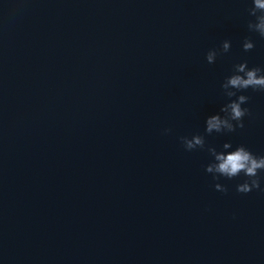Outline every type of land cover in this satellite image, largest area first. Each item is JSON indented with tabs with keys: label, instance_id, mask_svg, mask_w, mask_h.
<instances>
[{
	"label": "water",
	"instance_id": "95a60500",
	"mask_svg": "<svg viewBox=\"0 0 264 264\" xmlns=\"http://www.w3.org/2000/svg\"><path fill=\"white\" fill-rule=\"evenodd\" d=\"M249 6L0 0V264H264V173L238 193L243 174L213 180L179 141L228 102L234 64L264 68ZM240 94L244 128L206 145L264 155V92Z\"/></svg>",
	"mask_w": 264,
	"mask_h": 264
},
{
	"label": "clouds",
	"instance_id": "9594fccd",
	"mask_svg": "<svg viewBox=\"0 0 264 264\" xmlns=\"http://www.w3.org/2000/svg\"><path fill=\"white\" fill-rule=\"evenodd\" d=\"M249 7L246 11L249 17L247 30L255 33L261 39H264V0H248ZM230 41H222L219 48L210 49L205 60L208 64L215 63L218 56L228 53L230 50ZM255 47L249 37H245L242 42L244 52L251 51ZM222 95L228 98V102L222 105L219 113L212 114L205 119L204 135L193 134L179 137V141L185 151L205 150L212 157V160L205 165L206 173L212 174L213 180L224 177L232 180L243 174L246 179L244 182L236 185L238 193L247 194L250 191L260 189L261 174L264 173V155L257 156L244 145H238L235 149L229 151L232 145L228 142L221 146V150L216 147L206 145L205 135L212 133H233L237 129L244 128V117L251 116L248 108L242 105L248 103L250 97L237 93H242L248 89L264 92V68L251 67L247 61L236 63L232 66L231 74L226 76L220 84ZM235 97V99H232ZM221 113L223 115H221ZM171 129H164L162 134H168ZM216 191L226 193V186L220 183L213 185ZM264 191V189H261Z\"/></svg>",
	"mask_w": 264,
	"mask_h": 264
}]
</instances>
